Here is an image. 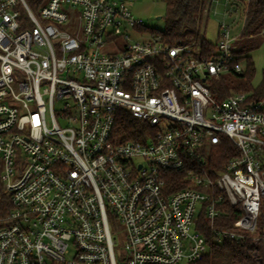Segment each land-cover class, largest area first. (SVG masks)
Here are the masks:
<instances>
[{
  "label": "built area",
  "instance_id": "obj_1",
  "mask_svg": "<svg viewBox=\"0 0 264 264\" xmlns=\"http://www.w3.org/2000/svg\"><path fill=\"white\" fill-rule=\"evenodd\" d=\"M131 1L46 0L34 13L0 0V264L188 263L208 250L201 214L214 243L262 215L251 243L264 255V95L217 100L207 84L243 72L230 25L201 55L142 26ZM227 2L244 21L250 0ZM120 109L152 128L145 141L115 138ZM223 141L236 153L217 168ZM224 204L240 211L230 229L213 226Z\"/></svg>",
  "mask_w": 264,
  "mask_h": 264
},
{
  "label": "trees",
  "instance_id": "obj_2",
  "mask_svg": "<svg viewBox=\"0 0 264 264\" xmlns=\"http://www.w3.org/2000/svg\"><path fill=\"white\" fill-rule=\"evenodd\" d=\"M34 13L46 0H24ZM208 9L204 14L205 5ZM211 0H165V12L163 15L164 28L159 30L163 39L170 43L187 42L193 46H199L201 55L214 53L215 44L204 37V29L208 19ZM24 11V9H23ZM239 44L232 49L233 60L238 62L241 57L246 58L247 67L241 74L232 71L243 78L242 82L234 83L233 79L225 73L211 77L207 80L211 95L217 100L224 99L235 91H252V98L256 99L264 95V70L261 80L257 85L252 84L254 65L250 55L245 53L258 47L264 42V0H250L240 33ZM152 128L144 121L131 116L126 109H120L115 116L113 134L117 140L139 139L145 141L144 135L151 133ZM234 147L227 141L214 146L212 163L214 167H223L224 162L235 155ZM174 177L181 178L183 171L172 173ZM183 183L173 185L172 188L181 187ZM10 209L9 198L3 193L0 181V216ZM240 215L237 207L224 204L222 213L213 223L214 227L232 228V222ZM199 229L208 239V250L202 258L190 261L187 264H264V255L258 252V258L254 255L255 247L251 243V235L261 232L263 216L260 215L259 224L253 233H247L241 240H224L214 243L210 240V225L207 219L200 215Z\"/></svg>",
  "mask_w": 264,
  "mask_h": 264
},
{
  "label": "rangeland",
  "instance_id": "obj_3",
  "mask_svg": "<svg viewBox=\"0 0 264 264\" xmlns=\"http://www.w3.org/2000/svg\"><path fill=\"white\" fill-rule=\"evenodd\" d=\"M211 7H209L210 13L205 26L201 29L204 33L206 40L215 42L218 36V24L221 21H225L230 25V36L233 38L232 44H239L240 33L243 27V18L239 15V12H232L226 14L229 8L227 0H211ZM208 2L205 5L204 14L208 9ZM132 14L140 19L142 26L150 29L162 30L164 28L163 15L165 12V0H132L129 4ZM130 36L134 39L139 36L136 30H129ZM250 55L254 65V76L252 78V84L257 85L262 78L264 70V42L260 43L258 47L245 53L244 55ZM239 62L243 71L246 70L247 62L245 57H241ZM225 75L231 77L234 83L243 81V78L234 74L225 73ZM109 224L114 236L117 237L118 243L116 244V252L119 244L123 242V226L119 220L113 215H109ZM72 250V249H71ZM176 264H187L185 261L178 262Z\"/></svg>",
  "mask_w": 264,
  "mask_h": 264
}]
</instances>
